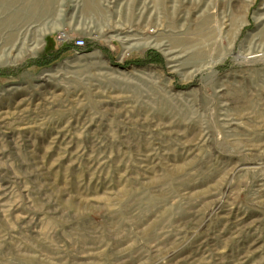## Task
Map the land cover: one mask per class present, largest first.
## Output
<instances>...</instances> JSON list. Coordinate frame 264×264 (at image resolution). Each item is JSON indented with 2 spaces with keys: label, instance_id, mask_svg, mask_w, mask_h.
Here are the masks:
<instances>
[{
  "label": "rangeland",
  "instance_id": "1",
  "mask_svg": "<svg viewBox=\"0 0 264 264\" xmlns=\"http://www.w3.org/2000/svg\"><path fill=\"white\" fill-rule=\"evenodd\" d=\"M0 264H264V0H0Z\"/></svg>",
  "mask_w": 264,
  "mask_h": 264
},
{
  "label": "built area",
  "instance_id": "2",
  "mask_svg": "<svg viewBox=\"0 0 264 264\" xmlns=\"http://www.w3.org/2000/svg\"><path fill=\"white\" fill-rule=\"evenodd\" d=\"M85 46H86L85 39L79 38V39L75 40V47H76V49L80 50V49L85 48Z\"/></svg>",
  "mask_w": 264,
  "mask_h": 264
},
{
  "label": "bare ground",
  "instance_id": "3",
  "mask_svg": "<svg viewBox=\"0 0 264 264\" xmlns=\"http://www.w3.org/2000/svg\"><path fill=\"white\" fill-rule=\"evenodd\" d=\"M22 50V49H21Z\"/></svg>",
  "mask_w": 264,
  "mask_h": 264
}]
</instances>
